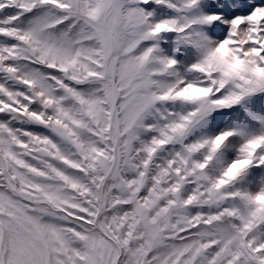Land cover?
I'll return each mask as SVG.
<instances>
[{"label": "snow or ice", "instance_id": "obj_1", "mask_svg": "<svg viewBox=\"0 0 264 264\" xmlns=\"http://www.w3.org/2000/svg\"><path fill=\"white\" fill-rule=\"evenodd\" d=\"M0 264H264V0H0Z\"/></svg>", "mask_w": 264, "mask_h": 264}]
</instances>
